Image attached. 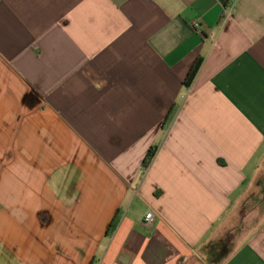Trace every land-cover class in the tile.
<instances>
[{
	"label": "crops",
	"instance_id": "1",
	"mask_svg": "<svg viewBox=\"0 0 264 264\" xmlns=\"http://www.w3.org/2000/svg\"><path fill=\"white\" fill-rule=\"evenodd\" d=\"M94 259L264 264V0H0V264Z\"/></svg>",
	"mask_w": 264,
	"mask_h": 264
},
{
	"label": "trees",
	"instance_id": "2",
	"mask_svg": "<svg viewBox=\"0 0 264 264\" xmlns=\"http://www.w3.org/2000/svg\"><path fill=\"white\" fill-rule=\"evenodd\" d=\"M205 62V58L203 57H199L196 62L193 64L192 68L190 69L187 78L185 79L184 85L187 89H190L192 87V85L194 84V82L196 81V78L198 76V74L200 73L202 66L204 65ZM179 104L174 106L172 108V110L170 111V113L168 114V116L166 117L164 124H163V130L167 131L169 129V127L172 125L174 119L176 118L178 111H179ZM160 144L161 143H157L155 145H153L144 161L142 164V170H141V178H143L145 176V174L147 173V171L149 170V168L151 167L157 152L160 148ZM121 213L120 211L117 212V214L115 215V217L113 218L111 224L109 225L108 231H107V237L111 238L113 237V235L115 234V232L117 231L120 222H121ZM90 264H98V260L94 259Z\"/></svg>",
	"mask_w": 264,
	"mask_h": 264
},
{
	"label": "built area",
	"instance_id": "3",
	"mask_svg": "<svg viewBox=\"0 0 264 264\" xmlns=\"http://www.w3.org/2000/svg\"><path fill=\"white\" fill-rule=\"evenodd\" d=\"M231 12V9H228L227 10V16L230 14ZM198 25H196L197 27ZM135 195H138V189H135ZM156 220V213L153 211V210H150L146 216H145V223L147 226H151Z\"/></svg>",
	"mask_w": 264,
	"mask_h": 264
}]
</instances>
